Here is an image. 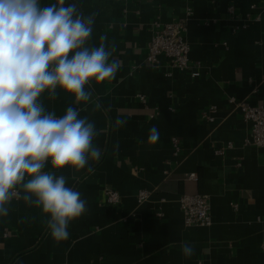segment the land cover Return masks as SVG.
I'll return each mask as SVG.
<instances>
[{"label": "crops", "instance_id": "crops-1", "mask_svg": "<svg viewBox=\"0 0 264 264\" xmlns=\"http://www.w3.org/2000/svg\"><path fill=\"white\" fill-rule=\"evenodd\" d=\"M73 2L94 15L88 46L106 36L121 61L114 79L86 86L87 102L77 104L60 89L55 99L47 92L40 98L57 116L77 108L99 131V162L79 171H55L50 162L44 169L65 176L66 186L87 201V212L69 224L68 239L57 242L48 217L21 191L0 216V264H264V145L249 141L250 122L227 99L264 105V0ZM188 8L190 57L199 72L169 76L166 56L159 64L146 60L148 42L156 22L184 16ZM212 105L217 109L209 121L204 112ZM117 119L127 123L117 128ZM152 126L160 134L155 144L147 139ZM173 137L181 142L177 154ZM107 186L119 190L120 203L106 202ZM144 188L151 195L140 202ZM184 193L208 196L210 226L185 224ZM185 243L194 248L191 257L182 253Z\"/></svg>", "mask_w": 264, "mask_h": 264}, {"label": "clouds", "instance_id": "clouds-1", "mask_svg": "<svg viewBox=\"0 0 264 264\" xmlns=\"http://www.w3.org/2000/svg\"><path fill=\"white\" fill-rule=\"evenodd\" d=\"M94 15H84L71 0L41 6L40 0H0V216L22 191V199L48 217L53 240L69 237V224L87 212L81 193L66 186V177L44 171L50 162L55 171L90 168L102 150L94 144L99 135L94 122L67 107L62 116L46 110L45 92L55 99L57 89L87 102L86 86L115 78L121 61L113 58L116 46H88ZM111 58V59H110ZM117 119L115 127L126 124ZM152 126L148 142L159 140ZM118 148V144L116 145ZM185 257L194 254L182 245Z\"/></svg>", "mask_w": 264, "mask_h": 264}, {"label": "built area", "instance_id": "built-area-1", "mask_svg": "<svg viewBox=\"0 0 264 264\" xmlns=\"http://www.w3.org/2000/svg\"><path fill=\"white\" fill-rule=\"evenodd\" d=\"M254 6V5H252ZM235 5L228 6V12L234 13ZM192 14V9L188 8L184 16L175 18L167 22H156L153 28V33L148 42V51L146 60L153 64H159L162 55L169 59V69L166 73L172 76L174 71H190L191 74H198L199 65L191 60L190 50L191 42L188 35V18ZM259 18V16H255ZM174 70V71H173ZM141 98L144 96L141 95ZM228 101L233 103L242 117L250 122L251 138L249 141L252 144L264 145V105L254 104L247 99L237 98L235 95H229ZM217 107L210 106L205 112L204 117L213 121L214 113ZM154 114H152L153 116ZM174 154H177L181 149V142L178 137L172 138ZM218 152H222L218 149ZM196 172L189 174L190 179H197ZM106 202L110 205H116L121 201V193L118 189L107 186L105 188ZM151 191L141 189L137 194V200L143 201L150 197ZM165 198H161L164 201ZM179 205L184 215L185 224L188 226H210L213 223L211 211V203L207 195L202 193H184L179 198ZM158 216H162L163 212H157Z\"/></svg>", "mask_w": 264, "mask_h": 264}]
</instances>
